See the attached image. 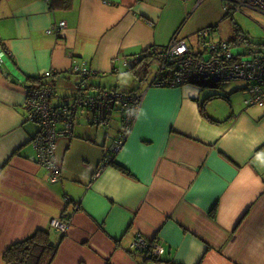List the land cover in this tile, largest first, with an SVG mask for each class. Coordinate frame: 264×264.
Listing matches in <instances>:
<instances>
[{
	"label": "crops",
	"instance_id": "1",
	"mask_svg": "<svg viewBox=\"0 0 264 264\" xmlns=\"http://www.w3.org/2000/svg\"><path fill=\"white\" fill-rule=\"evenodd\" d=\"M66 1L0 0V264L11 244L39 229L58 241L51 222L63 213L69 225L52 264H140L131 251L138 235L163 248L157 264H264V105L204 103L200 86H155L143 82L148 76L133 90L116 88V76L134 71L126 60L175 35L192 42L208 27L187 24L200 0ZM83 63L93 90L138 92L142 101L104 166L117 111L108 125L92 113L85 123L76 117L73 134L58 140L61 178L52 182L26 92L49 84L55 106L69 102L81 80L73 68Z\"/></svg>",
	"mask_w": 264,
	"mask_h": 264
},
{
	"label": "built area",
	"instance_id": "2",
	"mask_svg": "<svg viewBox=\"0 0 264 264\" xmlns=\"http://www.w3.org/2000/svg\"><path fill=\"white\" fill-rule=\"evenodd\" d=\"M201 1V0H200ZM232 5H226L229 12L250 8L264 13V0H229ZM66 21H61L59 28H63ZM58 27L49 29V33L60 30ZM216 27L202 28L197 32V42H190L175 35L170 43L159 50L157 54L158 68L150 85L180 86L197 84L199 86H215L226 81H245L247 88L245 99L247 104L264 105V43L255 50L251 43H244L239 39L224 40L216 36ZM247 44L249 46H247ZM246 48V49H243ZM6 53L0 48V63ZM126 60L127 66L138 62ZM55 71L48 73L55 75ZM73 72L81 76L77 90L72 99L60 106L52 102L56 93L49 84L31 86L27 89L24 107L29 119L40 126V132L34 139L38 149L39 162L48 169V176L52 182L61 178V166L57 157V143L61 136L72 135L76 124V117L82 111L92 113L93 122L98 125L109 124L115 111L120 112L122 126L109 152L105 155L102 165L114 160L116 153L122 148L136 118L143 94L133 91H119L115 88H99L93 90L88 81L93 73L87 63L75 65ZM119 108V109H117ZM94 174L97 177L101 168ZM69 222L67 214L63 213L59 219H54L51 226L65 234ZM132 248L140 256H160L163 248L157 241H149L138 235Z\"/></svg>",
	"mask_w": 264,
	"mask_h": 264
},
{
	"label": "rangeland",
	"instance_id": "3",
	"mask_svg": "<svg viewBox=\"0 0 264 264\" xmlns=\"http://www.w3.org/2000/svg\"><path fill=\"white\" fill-rule=\"evenodd\" d=\"M194 2L193 8L191 10L190 21L187 24L191 23L194 24H201L206 26H212L218 24L217 32L215 33L217 38L230 40L237 37V29L243 31L247 37L250 38L252 41L251 47L255 50L260 49L262 44L264 43V13L258 10H253L250 8H244L243 10H238L235 12H229L225 9L226 5H232V2L229 0H201L197 5ZM229 12V14H228ZM192 42H197V36H191ZM247 46H249L247 44ZM246 49V48H243ZM158 68V61L155 60L152 62L148 69V80H144L143 82H148L153 79L155 73ZM139 73H144L141 66L136 68ZM117 75V74H113ZM117 79V80H116ZM116 88L124 89L125 88H133L135 85L141 84L139 78L135 75L134 71L132 70H125L121 72L120 75L116 76ZM195 86H199L197 84H193ZM109 86V85H108ZM201 89L204 91H215L217 93L225 94V87L228 90L236 89L237 91L227 95V99L237 98L241 103L245 102V99L250 96V94H245L244 90L247 88V84L245 81H226L219 83L218 87L213 86H200ZM133 90V89H131ZM227 90V91H228ZM65 91L64 90H61ZM55 95L53 96V98ZM53 100L59 101L57 97ZM246 103V102H245ZM247 104V103H246ZM117 111L115 113V118L112 120L113 130L111 132L114 135L119 128L122 126V119L118 115ZM82 113V114H81ZM85 110H82L80 114H78L77 118L80 120L81 123H85L86 119ZM84 116V117H83ZM154 262V261H153ZM154 264H157L154 262Z\"/></svg>",
	"mask_w": 264,
	"mask_h": 264
},
{
	"label": "trees",
	"instance_id": "4",
	"mask_svg": "<svg viewBox=\"0 0 264 264\" xmlns=\"http://www.w3.org/2000/svg\"><path fill=\"white\" fill-rule=\"evenodd\" d=\"M59 4H64L65 6H69L66 0H59ZM229 14V12H228ZM208 27H216L218 29V24L208 26ZM244 43L252 42L246 34L237 29V38ZM164 46H156L153 45L152 47L146 49L142 52L139 57L138 62H135L132 66H130L140 79H145L148 76V69L153 61L157 60V54L159 50ZM138 66L142 67L144 73H139L136 68ZM204 86V85H201ZM214 87H218L215 85ZM217 93L215 91H211L206 94L204 98V103L213 99L223 98L226 100L228 98V94ZM203 103V104H204ZM204 107V105H203ZM202 107V111L204 112V108ZM108 149L105 152V155L109 152ZM115 160V158H114ZM112 161V163L114 162ZM70 215L67 214V220L69 222ZM59 232V231H58ZM65 234H61V237L58 241H53L52 239V231L51 229H39L32 235L26 237L25 239L19 240L13 244H11L4 252V260L6 264H52L59 249L60 242ZM131 251L134 255L140 258V264H148L149 261L158 262L160 261V256H145V255H138L134 248H131Z\"/></svg>",
	"mask_w": 264,
	"mask_h": 264
},
{
	"label": "water",
	"instance_id": "5",
	"mask_svg": "<svg viewBox=\"0 0 264 264\" xmlns=\"http://www.w3.org/2000/svg\"><path fill=\"white\" fill-rule=\"evenodd\" d=\"M108 125V124H107Z\"/></svg>",
	"mask_w": 264,
	"mask_h": 264
}]
</instances>
